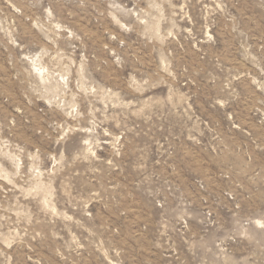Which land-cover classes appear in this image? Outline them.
Here are the masks:
<instances>
[{"label":"rangeland","instance_id":"obj_1","mask_svg":"<svg viewBox=\"0 0 264 264\" xmlns=\"http://www.w3.org/2000/svg\"><path fill=\"white\" fill-rule=\"evenodd\" d=\"M0 264H264V0H0Z\"/></svg>","mask_w":264,"mask_h":264}]
</instances>
